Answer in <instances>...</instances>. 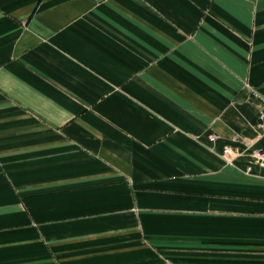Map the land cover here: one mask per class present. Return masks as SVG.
<instances>
[{"label": "crops", "instance_id": "crops-1", "mask_svg": "<svg viewBox=\"0 0 264 264\" xmlns=\"http://www.w3.org/2000/svg\"><path fill=\"white\" fill-rule=\"evenodd\" d=\"M263 126L264 0H0V264H264Z\"/></svg>", "mask_w": 264, "mask_h": 264}, {"label": "built area", "instance_id": "built-area-1", "mask_svg": "<svg viewBox=\"0 0 264 264\" xmlns=\"http://www.w3.org/2000/svg\"><path fill=\"white\" fill-rule=\"evenodd\" d=\"M263 128H264V126H263ZM224 152H225L226 157L231 156L233 153L231 151V149H228V148H226ZM253 158H254L253 160L256 164H259L260 166L262 165V167L264 168V151L263 150H261V149L255 150V152L253 154Z\"/></svg>", "mask_w": 264, "mask_h": 264}]
</instances>
